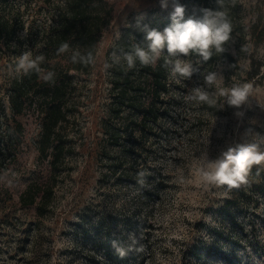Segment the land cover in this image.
<instances>
[{"label":"rangeland","instance_id":"obj_1","mask_svg":"<svg viewBox=\"0 0 264 264\" xmlns=\"http://www.w3.org/2000/svg\"><path fill=\"white\" fill-rule=\"evenodd\" d=\"M43 2L34 0L30 13L40 11ZM110 2L113 18L91 70L74 73L72 116L63 123L72 151L58 175L53 211L44 216L19 201L31 182L46 184L51 174V157L37 149L41 118L32 111L17 116L22 128L16 134L10 123L11 141L0 152V264H264V168L254 166L250 173L256 177L237 194L206 184L199 171L202 154L215 159L229 146L264 137V0H227L222 7L216 0L218 11L229 7L234 21L228 42L236 63L224 57L207 62L195 54L181 57L197 71L190 79L168 72V92L157 102L154 122L136 112L113 116L112 53L147 46L138 21L162 31L171 23L174 2L185 7V18L195 10L200 16L201 4L168 0L165 9L160 0ZM207 2L204 9L215 11L214 0ZM39 21L51 23L45 13ZM25 53L30 57L28 45L19 56L1 55V95L22 73L17 66ZM119 63L128 68L123 58ZM213 72L217 81L209 87L204 76ZM240 84L252 86L248 102L239 109L224 105L219 90ZM197 87L214 103L192 100ZM141 98L149 101L145 93ZM140 123L155 125L140 132ZM7 124L4 119L0 124V144ZM107 125L121 128L125 145L137 141L141 156L108 143ZM120 161L111 173L108 165ZM143 163L152 168L148 193L132 171Z\"/></svg>","mask_w":264,"mask_h":264},{"label":"trees","instance_id":"obj_2","mask_svg":"<svg viewBox=\"0 0 264 264\" xmlns=\"http://www.w3.org/2000/svg\"><path fill=\"white\" fill-rule=\"evenodd\" d=\"M190 1L199 6L201 4V10L208 4L207 0ZM33 3L34 0H0V57L7 52L19 56L27 45L31 49L29 59L35 60L36 57L43 56V60L37 61V67L28 74L22 72L10 79L6 94L1 95L0 91V124L3 119L8 123L6 138L0 144V152H4L11 141V121L15 123L14 133L21 131L22 122L17 116L32 111L41 118L42 133L37 142V149L42 157H51V174L46 184L31 182L20 194L19 201L24 207H35L37 215L44 216L53 211L58 175L67 168L66 159L72 151L71 141L67 138L63 123H69L72 116V96L77 88L74 73H88L91 70L97 56L99 41L113 18L114 7L110 0H44V5L39 6L40 11H36L39 14H36L30 13ZM224 4H227V0L218 3L219 7ZM212 6L215 11L220 9L216 0ZM228 10L229 7L225 6L223 12H226L233 27L234 21L228 17L230 16ZM44 13L47 14V20H51L48 25L39 21ZM194 13L196 15L198 11L195 10ZM64 44L68 45V49L59 52ZM224 48L223 53H217L213 49L210 61L224 57L236 63V57L229 51V42ZM76 52L84 56L91 52L93 62L89 64L73 62L71 57ZM163 63L164 59L149 66H139L136 63L132 69L115 63V66H120L111 69L114 92L111 111L113 116L128 111L136 112L137 115L143 114L145 122L155 121L158 114L157 102L162 94L168 92V71L162 67ZM49 73L53 74L52 78L46 80ZM143 93L146 94L148 103L142 100ZM5 97L12 116L6 112ZM154 125L155 123H140L139 131L144 132L145 126L152 128ZM104 132L109 136L108 143L118 144L124 151L131 149L135 156H138L143 148L137 141L131 145L122 143L120 127L107 125ZM107 148L108 145H104V156L108 154ZM119 165L121 161L118 164L115 162L109 164L111 173H114ZM151 170L152 168H148L144 163L142 167L139 164L132 167L136 176L135 182L139 187H145V193L149 192ZM255 177L254 173H250L248 180L252 182V178ZM246 186L247 183L232 190L237 194Z\"/></svg>","mask_w":264,"mask_h":264},{"label":"clouds","instance_id":"obj_3","mask_svg":"<svg viewBox=\"0 0 264 264\" xmlns=\"http://www.w3.org/2000/svg\"><path fill=\"white\" fill-rule=\"evenodd\" d=\"M160 2L162 8L168 7V0H160ZM218 3L221 4L222 0H218ZM170 20L171 23L162 31L140 24L138 21L137 27L144 33L147 46L142 47L136 44L132 51L122 54L113 52V63H119L123 58L128 69H132L137 61L142 66H149L156 64L163 56L162 67L172 78L190 79L197 69L181 57L195 54L207 62L213 55V49L217 53L225 51L224 45L231 37L232 25L223 11L204 9L200 16L193 15L185 18V7L174 2ZM67 49L68 45L64 44L59 52ZM71 59L73 62L79 61L85 64L93 62L91 52H88L86 56L76 52ZM42 60L43 56L31 60L29 54L25 53L17 67L24 74H28L37 67V61ZM107 66L111 67V65ZM52 75L49 73L46 80H51ZM216 81L217 74L214 72L204 76V82L209 87ZM251 94L250 84L233 85L230 89L219 90V96L224 98V105L237 109L248 102ZM190 98L201 103H214L210 94L200 87L194 89ZM237 115L242 114L237 113ZM200 159L199 171L203 182L208 185L227 186L229 189L239 188L248 182L249 174L254 166L264 168V137L257 136L248 142L229 146L215 159H210L207 153L202 154Z\"/></svg>","mask_w":264,"mask_h":264}]
</instances>
